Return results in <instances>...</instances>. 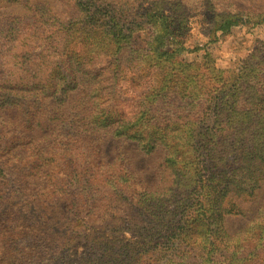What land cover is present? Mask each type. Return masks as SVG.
I'll return each mask as SVG.
<instances>
[{
  "label": "rangeland",
  "instance_id": "obj_1",
  "mask_svg": "<svg viewBox=\"0 0 264 264\" xmlns=\"http://www.w3.org/2000/svg\"><path fill=\"white\" fill-rule=\"evenodd\" d=\"M125 1L122 12L131 28L127 39L121 46L97 50L98 38L90 26L76 22L79 12L72 0H0V158L10 165L8 171L16 168L34 182L32 150L40 148L48 154V167H63L57 156L63 148L68 150L66 142H76L75 125L55 127L57 122H49L39 113L31 119L25 113L38 107L41 99H49L53 88L59 90L70 82L68 77L61 80L60 72L79 78L93 73L96 80L90 83L89 92H82L79 86L62 95L68 105L61 108L67 109L64 118L138 121L143 134L176 136L170 147L181 160L191 147L186 144L188 135L204 132L207 140L203 136L204 142L193 145L192 151L206 149L219 162L231 161L237 170L254 174L256 183L250 195L228 193L222 202L224 208L235 203L238 210L222 216L223 239L206 231L214 227L213 222L208 214L198 212L196 224L212 244L204 252L195 249L192 262L263 263L264 20L223 32L218 21L224 13L264 14V0ZM165 23L177 29L182 46L177 57L158 49V42H166L165 47L170 48ZM69 53L75 58L68 57ZM245 71L249 72L242 78ZM55 96L59 99L60 92ZM48 104L56 102L50 98ZM198 118L197 126L187 125L186 120ZM180 121L177 131L173 122ZM57 127L61 131L55 132ZM95 136L102 159L111 163L98 170L116 180L122 194L114 199L117 191L112 186L107 194L96 193L91 199L103 204L101 213L113 219L110 227L121 231L118 239L136 248L142 246L135 264H157L156 258L148 255L157 243V207L180 192L174 186V172L164 161L169 148L156 139L154 149L146 151L135 139L112 136L110 128L96 129ZM80 150L77 145L72 152ZM16 152L23 154L21 159ZM85 162L68 163L64 168L88 169ZM44 202L60 208L63 201L50 197ZM131 215L138 216L140 224L128 225L118 219ZM107 234L114 233L107 229ZM93 239L81 238L73 249L83 251ZM53 256L50 264L68 260L66 250ZM236 257L243 261H234Z\"/></svg>",
  "mask_w": 264,
  "mask_h": 264
},
{
  "label": "trees",
  "instance_id": "obj_2",
  "mask_svg": "<svg viewBox=\"0 0 264 264\" xmlns=\"http://www.w3.org/2000/svg\"><path fill=\"white\" fill-rule=\"evenodd\" d=\"M170 2L173 3V1ZM72 3L79 12L76 22L87 24L97 36V50L109 45L121 46L122 41L127 39V31L131 29L128 26L130 21L122 12L123 7L127 6V1L72 0ZM219 19L218 29L223 32L233 26L254 24L264 20V14L238 11L234 14L224 13ZM165 32L171 37L170 44H167L170 48L165 47L166 42H158V49H162V54H174L177 57L182 50L177 29L175 26L170 28L165 23ZM68 57L75 58V54L69 53ZM80 71L86 72L84 69ZM247 72L249 71L241 75L242 78ZM60 74L61 80L67 77L71 80L69 83L65 82V86L59 90L57 87L53 88L51 94L47 95L53 98L56 104H48L50 98L41 99V104L36 108H29L25 115L31 119L39 113L49 122H57L55 127L61 123L74 124L75 127L72 128L76 132L77 140L74 143L66 142L64 147L65 149L68 147V150L65 151L63 148L57 160L64 166L68 163L78 164L87 160L85 163L89 168L81 167L79 171L75 167L72 169L58 165L48 167L47 162L50 159L48 154L38 148L37 151H31L32 159H34L32 165L35 166L36 182H34L29 174L28 176L19 170L16 171V168L8 171L10 165L0 158V262L2 264H50V260L54 259L53 255L65 250L68 253L66 264H75V262L78 264H135L138 262L136 252H142V246L139 245V248H136L118 239L117 234L121 231L110 227L113 219H109L106 216L107 213H101L100 208L103 204L91 199L96 193L107 194V190L112 186H115L116 188L112 187V189L117 191L114 199L122 194L117 181L98 170L111 166V163L104 162L102 159L101 146L95 136V130L110 128L112 136L135 139L146 151L154 149L156 139L166 142L169 149L164 161L174 172V186H178L180 192L172 196V200H164L157 207V243L151 246L152 250L148 255L155 257L157 264H194L193 251L197 249L204 252L212 244L207 241L206 231L210 230L213 234L215 232L216 238L223 239L222 216L238 211L235 203H232L229 208L222 206L225 197L228 193L237 196L244 193L250 195L256 183L254 174L249 170H237L231 161L219 162L220 160L215 159L206 149L192 151L193 145L204 142V132H192L188 135L186 144H191V147L186 149L187 157L181 160L178 153L171 151L170 147L171 143L177 139L176 136L143 134L137 127L138 121L105 118V116L104 120L89 118L86 122L74 121L71 115L64 118L67 109L61 108L68 106L66 98H63L67 91L80 86L82 92H89L90 83L96 79L90 72L83 73L80 78L68 72H60ZM58 92H60L59 99L55 96ZM236 94L235 91L233 96ZM218 108L221 110L220 105ZM217 115L218 113H214L215 117ZM200 121L199 118L189 119L186 123L197 126ZM181 122L183 121L173 122V125L177 127L175 130H179L180 125L177 123ZM56 131L61 130L57 127ZM207 137H205L206 140ZM77 145L81 150L73 153L72 150ZM15 155L19 159H21L20 155L23 156L19 152ZM50 197L63 201L62 206L60 208L47 206L44 200H49ZM145 197L150 199L148 195ZM198 212L208 214L214 227L204 231L197 225ZM118 219L128 225L140 224L138 216L131 215L118 217ZM107 229L114 234H107ZM92 237L94 239L91 244L84 247L83 251L73 249L79 245V242H76L79 239ZM213 245L215 249L219 247L218 243ZM234 261H243V259L236 257Z\"/></svg>",
  "mask_w": 264,
  "mask_h": 264
}]
</instances>
